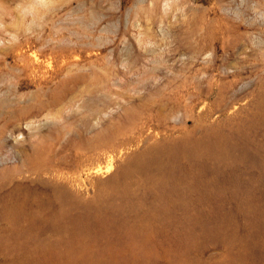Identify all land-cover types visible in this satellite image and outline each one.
Instances as JSON below:
<instances>
[{
    "label": "rangeland",
    "instance_id": "1",
    "mask_svg": "<svg viewBox=\"0 0 264 264\" xmlns=\"http://www.w3.org/2000/svg\"><path fill=\"white\" fill-rule=\"evenodd\" d=\"M45 1L0 0V264H264V0Z\"/></svg>",
    "mask_w": 264,
    "mask_h": 264
},
{
    "label": "bare ground",
    "instance_id": "2",
    "mask_svg": "<svg viewBox=\"0 0 264 264\" xmlns=\"http://www.w3.org/2000/svg\"><path fill=\"white\" fill-rule=\"evenodd\" d=\"M27 1V6L29 8H34L37 6H44L46 5L45 0H26ZM167 0L164 1V5L167 6ZM5 48L0 49V62L5 63ZM4 52V53H3ZM18 62L20 63L21 68H23L25 75L27 78L30 79L31 82L35 83L38 82L39 84L37 87L40 88V84L44 81H46L49 72L47 70H43L44 65L42 62L38 61L36 57H31L28 59H25L21 57V55L18 57ZM1 65V64H0ZM3 65V64H2ZM46 69V68H45ZM14 80V79H13ZM25 81V80H24ZM33 93V92H32ZM32 93H30V97L28 98L27 103L31 100H33ZM37 93V92H36ZM27 99V98H26ZM1 104H3L2 101H0ZM27 107L22 106L21 109L19 110L22 112L24 109ZM80 107L76 106V110H78ZM48 126V121H29L28 123L25 124V127L22 128L20 126L16 127L14 130H12L9 134V137L14 143H23L26 141L27 137L33 136L35 133H38L40 130ZM106 136H104L103 133L97 132L94 134V137L91 138V140L88 142L90 146H95L97 145L100 141L105 139ZM193 151L196 150V146H193ZM36 153H39V149H35ZM153 161L150 160H144L142 156H137L131 159L130 161L126 162L119 170L115 171L112 173L110 179L104 183V186L107 187L113 194L116 196H123V180L122 177L124 174L128 175H147V172L150 170L152 167ZM114 162H112V158L108 156L106 160L103 162V165H98L97 168L94 170V173L96 174H108L110 173L114 167H113ZM196 168L198 172L202 171V166L200 164L196 165ZM114 171V170H113ZM75 209L74 204L72 203L70 197L67 194H62L61 195V213L66 214L70 212V210ZM81 215L78 216V222L77 224H83L77 225L76 224V231L74 236L77 237L78 233L83 234L89 229V223L87 221V218L84 217L86 216V211L84 209L81 210ZM81 226V231L78 232V228ZM69 264H77L74 261H69Z\"/></svg>",
    "mask_w": 264,
    "mask_h": 264
}]
</instances>
